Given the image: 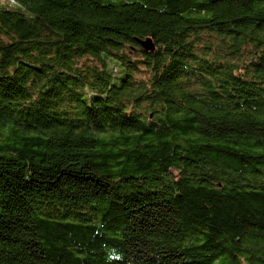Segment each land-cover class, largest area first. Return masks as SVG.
Instances as JSON below:
<instances>
[{"label": "trees", "instance_id": "1", "mask_svg": "<svg viewBox=\"0 0 264 264\" xmlns=\"http://www.w3.org/2000/svg\"><path fill=\"white\" fill-rule=\"evenodd\" d=\"M0 264H264V0L0 3Z\"/></svg>", "mask_w": 264, "mask_h": 264}, {"label": "water", "instance_id": "2", "mask_svg": "<svg viewBox=\"0 0 264 264\" xmlns=\"http://www.w3.org/2000/svg\"><path fill=\"white\" fill-rule=\"evenodd\" d=\"M138 43L141 46V48L144 49L146 52L155 51V45L150 37H148L145 40H138Z\"/></svg>", "mask_w": 264, "mask_h": 264}, {"label": "rangeland", "instance_id": "3", "mask_svg": "<svg viewBox=\"0 0 264 264\" xmlns=\"http://www.w3.org/2000/svg\"><path fill=\"white\" fill-rule=\"evenodd\" d=\"M4 1H5V0H0V3H4ZM10 1H12V0H10Z\"/></svg>", "mask_w": 264, "mask_h": 264}]
</instances>
